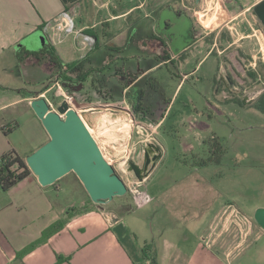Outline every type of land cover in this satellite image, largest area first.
<instances>
[{"label":"crops","instance_id":"0c3cea01","mask_svg":"<svg viewBox=\"0 0 264 264\" xmlns=\"http://www.w3.org/2000/svg\"><path fill=\"white\" fill-rule=\"evenodd\" d=\"M166 12L170 14L168 17ZM64 14L73 23V33L65 34L56 28L62 21L68 22ZM200 17L211 19V25L205 28ZM171 26L175 28L174 34L166 35ZM224 30L232 36L242 35L241 40L248 39L264 52V0H193L191 8L179 0H0V68L7 56L16 59L20 50L36 52L33 49L41 50L50 43L63 64L80 63L84 70L95 71L84 83L83 92L87 84L96 93L105 83L118 81L125 85L120 100H125L132 111L137 105L127 101L129 91L157 92V98L153 97L156 102L145 103L146 112L134 113L141 121L157 125L154 144L161 149V158L142 180L141 190L149 201L138 210L127 212L124 205H119L115 211H106L105 205L93 204L73 173L48 187H42L32 173L7 191L0 187V264H264V231L228 204V178L223 173V150L217 142L220 131L211 130L214 118L206 110L216 108L203 97L205 108L196 109L195 118L181 119L172 126L174 131L185 128L189 132L186 134H191L186 144L179 142L178 154L173 155L174 148L169 145L165 131L173 98L161 94L149 77L169 62L186 65L190 52L193 56L203 55L197 68L216 46L215 42L207 45L204 40ZM176 32H186L190 42L176 44L173 40ZM138 33L140 40L135 46L152 53L138 62L148 64L150 57L156 62L125 78L127 62L121 55ZM102 47L119 55L117 59L124 64L114 66L115 57L110 53L102 55ZM164 56L168 60L164 61ZM30 61L35 67L37 62ZM42 66L53 75L44 61ZM221 73L223 88L236 94L230 91L229 79ZM186 77H180L177 87ZM144 78H151L156 87L149 88ZM50 89L39 92L38 98H44ZM63 89L71 92L64 85ZM4 91L0 88V93ZM33 99L36 96L23 93L15 102L25 103L31 109ZM107 104L92 103L77 110L81 114ZM217 123L227 132L226 120ZM34 130L30 149L19 156L24 161L49 138L39 120ZM180 140L184 141L183 136ZM209 140L213 141L210 148ZM198 145L201 151L193 153ZM64 178L79 196L70 200L67 192L60 202L56 195L59 202L55 203L52 192H63ZM229 207L247 219L245 229L234 221ZM75 209L78 211L67 217ZM255 210L256 207L251 211ZM59 221L64 223L57 233L23 253L39 240L44 230ZM58 259L61 261L57 262Z\"/></svg>","mask_w":264,"mask_h":264},{"label":"rangeland","instance_id":"374dc122","mask_svg":"<svg viewBox=\"0 0 264 264\" xmlns=\"http://www.w3.org/2000/svg\"><path fill=\"white\" fill-rule=\"evenodd\" d=\"M179 1L189 8L193 4V0L189 2L186 0ZM93 11L92 9L91 12ZM136 15L137 13L133 14V16ZM165 15L168 17L170 14L166 12ZM202 25L205 28L208 27L207 23ZM174 30V26H171L165 33L166 35L174 34ZM241 36H232L226 30L217 36L215 34L208 35L204 40L205 44L215 42L216 46L212 55L208 56L209 58H206L207 60L205 59L197 68L196 64L203 55L195 54L193 56L190 52L186 65L167 63L166 66H159L151 72L149 77L154 79L161 94L168 99L173 98V107L165 125L166 136H169L167 140L169 145L174 148L171 152L173 155L178 154L179 149L177 146L179 142L186 144V141L188 142L187 136L191 134L187 135L189 132L185 128H176L174 131L172 126L181 119L195 118V110L205 108L203 97L212 102L213 108L216 109L208 107L206 110L214 118L212 125H210L211 130L219 129L220 131L217 142L223 150L221 154L224 156L223 173L228 178V204L254 222L252 208L264 209V113L253 106L243 105L242 99L254 101L264 94V60H262L259 52V46H255L246 38L241 40ZM139 37L140 33L134 35V42L131 44V40H129L128 50L121 55L127 62L124 71L125 78L130 74L136 75L149 64L152 65L156 62L154 57H150L148 64L138 62V59L152 54L145 53L135 46V42L140 40ZM173 40L176 44L183 45L190 42L191 38L186 32L178 34L176 32ZM33 50L39 51L40 48ZM100 52L102 55L112 54V57H115L113 59L114 66L121 67L124 64L123 60L117 59L119 55L111 52L110 49L102 47ZM95 54L97 55V51ZM3 64L4 67L0 68V88L5 91L0 93V107L5 105L6 107L0 110V129L3 127L4 131L13 130L7 134L6 138L0 130V156L12 150L22 157L31 147L30 137L35 133L34 127L38 118L31 109L26 107L25 103L15 101L19 100L20 95L23 93L38 98L39 92L52 87L55 80L54 76L46 72L42 62H38L33 67L30 60H25L22 64H19L16 59L7 56V60ZM113 68L111 69L113 70ZM221 71V76L229 79L230 91L236 94H230L228 90L223 88L219 76ZM183 75L187 77L177 87L181 81L180 77ZM117 82L105 83L103 87L98 86L100 90L96 93L90 89V84H87V89L84 92L82 90L76 92L73 105L76 109L81 110L89 107V105L91 106L92 103L106 102L112 105L109 109H113L115 105H120L122 101L120 100V91L125 87L124 84ZM56 90L57 87H54L44 96V99L52 106L49 107L50 110H56L57 104L61 101ZM214 94L218 95L215 96ZM157 95L155 96L157 97ZM115 109L124 110L122 106ZM217 119L227 121V132L225 129L222 131L223 129L219 128ZM15 125L17 128L14 129ZM182 136L184 141L180 140ZM135 141H137V136L131 132L129 147ZM190 142L195 145L194 139H191ZM212 142V140H209L207 147L210 148ZM199 148L198 145L193 153L200 152ZM142 149L141 146L136 147L135 158L129 161L140 164ZM104 152L105 158L113 164L115 173L120 178L134 177L132 173L128 172L127 165L124 164V156L127 150L123 156L117 159H111L107 151L104 150ZM68 177L66 176V178ZM67 180L61 182L63 185L62 193L52 192V199L55 203L59 202L55 199L56 195H59L60 202L65 200L64 195L67 192V198L70 200L77 199L79 196L73 187L70 188ZM144 194L146 193L144 192ZM104 205L106 211H115L114 208L119 205H124V207L129 205L131 207L132 201L126 193L125 196L116 197ZM136 209H141V207Z\"/></svg>","mask_w":264,"mask_h":264},{"label":"water","instance_id":"95a60500","mask_svg":"<svg viewBox=\"0 0 264 264\" xmlns=\"http://www.w3.org/2000/svg\"><path fill=\"white\" fill-rule=\"evenodd\" d=\"M81 88L79 85L69 89L79 92ZM250 103L242 100L243 105ZM30 108L49 137L25 158L27 168L42 187L73 173L95 205L126 195L123 181L105 160L101 149L111 159L123 156L128 150L132 128L127 111L95 107L78 115L65 102L52 111L43 97L33 99ZM160 158V147L149 143L143 147L142 163L128 161L127 170L141 182ZM253 221L264 231V209L255 210Z\"/></svg>","mask_w":264,"mask_h":264},{"label":"trees","instance_id":"16d2710c","mask_svg":"<svg viewBox=\"0 0 264 264\" xmlns=\"http://www.w3.org/2000/svg\"><path fill=\"white\" fill-rule=\"evenodd\" d=\"M163 60H168L166 56L162 57ZM16 60L19 64H22L25 60H34L37 63L44 61L47 64L49 70L53 72L54 82H59L63 84L66 88H74L79 85L82 86L89 79L90 76L95 71L91 69H83L80 63H69L63 64L55 49L50 43H47L41 50L37 52H27L25 50H20L16 53ZM170 63V62H169ZM143 82L149 83V88L156 87L154 81L151 78H144ZM46 89L42 90L44 92ZM76 95V94H75ZM142 92H136L135 89H132L127 94V101L132 105L135 103L137 106L134 108V111L137 113L139 111H145L141 106ZM238 100V99H237ZM239 101V100H238ZM251 106L256 108L261 113H264V94L260 95L256 100L251 103ZM16 126H14V129ZM1 131L4 135H7L12 130L4 131V128L1 127ZM29 174L30 170L27 168L25 161L20 158L14 151H8L7 153L0 156V187L3 191H7L17 183L25 179ZM89 203H91L89 201ZM129 206V205H128ZM125 207V211L129 212L132 210V207ZM78 210L68 212L67 217L76 213ZM64 221H59L53 224L51 227L44 230L41 234V237L38 241L29 245L23 253L29 252L34 249L36 246L44 243L52 235L57 233L63 227ZM61 259H58L57 262H60Z\"/></svg>","mask_w":264,"mask_h":264},{"label":"built area","instance_id":"2783aa9c","mask_svg":"<svg viewBox=\"0 0 264 264\" xmlns=\"http://www.w3.org/2000/svg\"><path fill=\"white\" fill-rule=\"evenodd\" d=\"M65 18H67L68 22H64L62 21L61 24L57 25V30L64 32L65 34H70L74 32V26L72 21L69 19V17L67 16V14L63 15ZM88 39V37L86 38ZM261 56H262V60H264V52L262 50L259 51ZM57 87L56 92L58 93L59 97L61 98L60 103L57 104L56 108L62 103L65 102L68 107L72 110H74L78 115L80 114L81 111H78L75 106L73 105L74 103V97L75 94L68 92L66 90L63 89V85L59 82H54V84L52 85L51 89ZM50 89V90H51ZM47 104L49 105V107L51 108V104L49 102H47ZM121 106L124 108L125 111L128 112L129 115V121L131 123V128H132V133H134L137 136V141H135V143H132V145L129 147V149L127 150L125 156H124V164L125 166L127 165V162L129 160H133V158H135V150L136 147H144L147 144L151 143L154 144L156 142V135H155V131L157 128V125L154 124L153 122H147V121H141L140 119H138V117L136 116V114L134 113V111H132L125 100H122L120 102V105H115L113 108H117V107ZM112 105H104L103 108L107 109V108H111ZM95 107H91L88 110L94 109ZM55 111V110H52ZM102 151V149H101ZM104 151V150H103ZM102 154L105 158V152ZM105 160L112 165L114 171H115V167L113 166V164L111 162H109L106 158ZM120 178V177H119ZM127 190L128 195L131 198L132 201V209H136V208H140L142 207L148 200V197L145 196L141 190V186H142V181H138L135 177H130V178H120ZM229 211L231 212V215L234 219L235 222H237V224L239 226L244 225V229H245V225L247 224V219L245 217H243L238 211H236L235 209H232V207H229ZM244 235L246 236V233H244Z\"/></svg>","mask_w":264,"mask_h":264},{"label":"flooded vegetation","instance_id":"af4514ba","mask_svg":"<svg viewBox=\"0 0 264 264\" xmlns=\"http://www.w3.org/2000/svg\"><path fill=\"white\" fill-rule=\"evenodd\" d=\"M75 88V87H74ZM81 90H82V88H81ZM143 92H142V97H143V99H142V107L145 109V103H147V102H152V101H154V102H156V100H154V96L155 95H157V92H155V91H153V90H142ZM73 94H76V92H73V91H71ZM155 93V94H154ZM153 94H154V96H153ZM153 98V99H152ZM157 98V97H156ZM146 112V111H145ZM141 157V161H140V164L142 163V157H143V149H142V155L140 156Z\"/></svg>","mask_w":264,"mask_h":264},{"label":"bare ground","instance_id":"6f19581e","mask_svg":"<svg viewBox=\"0 0 264 264\" xmlns=\"http://www.w3.org/2000/svg\"><path fill=\"white\" fill-rule=\"evenodd\" d=\"M199 20L201 21L202 24H203V23H204V24L207 23V25H209V26H210L211 23H212V20H211V19H209V20L207 19V20H206V19H203V18L200 17ZM88 130H89L90 133H92L90 129H88ZM102 151H103V150H102ZM103 153H104V151H103ZM104 155H105V154H104Z\"/></svg>","mask_w":264,"mask_h":264}]
</instances>
